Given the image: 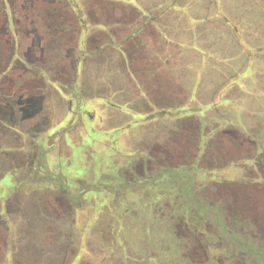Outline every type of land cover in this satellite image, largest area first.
Here are the masks:
<instances>
[{
	"label": "rangeland",
	"instance_id": "rangeland-1",
	"mask_svg": "<svg viewBox=\"0 0 264 264\" xmlns=\"http://www.w3.org/2000/svg\"><path fill=\"white\" fill-rule=\"evenodd\" d=\"M69 1L71 7L84 11L87 32L98 31L105 38L98 49L90 44L88 53L95 52L96 57L81 68L75 85L80 98L84 94L117 105L127 102L128 114L111 108L101 112L97 104L102 101L89 98L90 107L104 117L95 125L106 132L104 136L84 138L75 133L63 140L55 135L46 138L48 166L56 164L58 156L57 169L95 171L74 181V192H80L82 200H45L40 211L28 209L29 200H9L13 221L7 243L0 242V264H264V257L251 252L252 244L253 248L262 244L260 234L251 231L242 235L239 231L241 234H233L226 243L224 237L217 236L209 214L201 212L203 223L209 224L201 223L195 209L211 200L168 198L162 183L156 186L158 198L151 181L143 190L129 183L127 200H113L105 189L113 181L105 175L107 167L137 171L139 151L145 147L155 150L158 139L159 145L165 141L168 129L176 140L175 172L195 165L212 180H249L248 170L260 153L264 160V0H124L126 13L120 18L116 9L117 23H113L128 28L115 31L116 36L135 35L122 47V58L116 53L120 52L119 39H113V44L106 40L115 36L111 34L113 7L110 17L96 8V18L91 19L88 0ZM101 1L96 6L106 5V0ZM79 9L74 8L76 12ZM136 10L155 18L153 25H146L144 18L139 20L142 15H136ZM168 94L172 95L170 105L175 106L169 109L171 119L162 114L168 111ZM150 98L165 104L156 109L151 104L149 109L144 104ZM116 113L122 117L110 124L106 117H116ZM54 116L56 121L58 114ZM11 124L14 122L0 113V133L8 132ZM122 127L126 132L121 130L115 137L113 129ZM218 131L229 133L227 145L220 146L215 137ZM203 133L208 136L205 148ZM25 145L28 141H21L20 147L16 142L7 144L14 152ZM68 159L71 165L66 169ZM12 162L19 165V155ZM3 163L7 162L0 158V165ZM263 167L264 161L259 162L258 168ZM211 172L215 175H209ZM49 173L53 174L52 166ZM134 174L136 177L138 172ZM16 176L17 192L33 185L27 187L18 173ZM95 176L98 179L92 186ZM257 210L264 214V202ZM31 212L45 214V228ZM251 235H256L255 239ZM244 244L247 246L242 248Z\"/></svg>",
	"mask_w": 264,
	"mask_h": 264
},
{
	"label": "flooded vegetation",
	"instance_id": "flooded-vegetation-1",
	"mask_svg": "<svg viewBox=\"0 0 264 264\" xmlns=\"http://www.w3.org/2000/svg\"><path fill=\"white\" fill-rule=\"evenodd\" d=\"M69 2V0H0V113L7 115L14 122V125L8 126L11 128L7 129L8 132L0 133V158L7 162L0 165V183L5 181L3 190H0V242L7 243L10 223L13 221L9 200H29L31 206L28 209L35 207L39 211L45 200H82L79 198L81 193L74 192V181L79 180V175L87 173L91 175L95 171L79 172L73 169L64 171L61 167L57 169L58 156L55 151L56 164L48 166L46 163L49 151L44 142L46 138L55 135L56 138L58 136L63 140L65 137H72L75 133L84 138H91L97 134L104 136L106 132L95 129V125H100L104 117L97 114V108L90 107L91 103L87 101L89 98L94 102L96 98L102 101L101 104H97L101 112L107 108L126 112L127 102L117 105L102 97H89L90 95L84 94H82L83 98H80L78 87L76 88L75 85L80 77L81 68L88 59L91 61L96 57L95 52L88 53L91 50L90 44H94L95 49H98L105 38L100 37L101 32L98 31L88 33L87 21L82 17L84 11H80L79 6L74 5V8L79 9L76 12ZM96 2L102 1L88 0L89 10L87 8V12L91 19L96 18L94 16L96 8L98 11L104 10L106 16L110 17L112 15H109L110 8L113 7L114 20L111 23L113 27L111 29L114 31H111V34L115 36L114 38L106 37V40L113 44V39L116 41L119 39L120 42L116 45L120 48V52L116 53L121 57L123 56L122 47L126 46L135 35L131 33L125 37L116 36L115 31H124L128 28L125 25L114 24L117 23L116 9L119 17H124L125 2L124 0H106V5L102 6H96ZM113 2L118 6L111 4ZM136 12V15L139 13L142 15L139 20L144 18L146 25H153L155 18L149 17L140 10ZM95 24L99 25V22ZM142 27L143 24H141ZM143 71L144 69L141 68V74ZM166 97L168 111L162 114L171 119L169 109L175 106L169 103L172 95L168 94ZM139 99L143 104L142 95ZM146 102L144 105H148L149 109L151 104L152 109H156L161 103L156 98H150ZM161 104L165 103L162 101ZM57 110H60L59 113L56 112ZM56 113L58 117L54 121L52 117H55ZM152 115L154 112L150 114ZM115 116H108L106 119L113 124V121L119 120L122 114L116 113ZM150 119L153 118L150 117ZM167 124L170 125V122L168 121ZM123 128L125 127L113 129L117 131L115 137L126 132ZM51 130L53 132L50 133ZM172 131L167 130L166 139L162 144H157L161 142L160 139L157 140L155 150L150 151L145 147L139 151L137 171L107 167L105 175L113 178L110 185L105 186V189H109L107 195H110L113 200H127L129 183H132V187L135 186L136 189L142 187L140 190H143L144 186H148L151 181L158 198L160 194L156 186L157 183H162L163 188L166 187L169 193L168 198L179 199L181 197L184 200L207 202L211 200L212 202L207 206L199 203V207L195 209L196 214L201 216V223H203L201 212L209 214L210 219L212 217L214 220L217 236L224 237L226 243L235 233L250 235L251 231H255L261 235L262 244H258L256 248H253L252 244L251 252L264 257V214L257 210V206L259 207L260 203L264 202V167L258 168V163L264 161L263 154H259V159L251 166V170H248L250 178L247 182L212 180L211 177L206 178L208 173L202 169L198 170L195 165L184 167L182 172H175L173 167H175L177 152L175 151V135ZM202 137L205 139V143L203 142L205 148L208 144L207 133H203ZM215 137L217 140L220 139V146L227 145L231 138L227 131L220 133L218 131ZM21 141H28V145L16 152H14L15 149H11L12 146H7V144L12 145L16 142L20 147ZM199 148L202 149V145ZM70 151L73 153L71 149ZM15 155L20 157L19 165H13L12 158ZM189 156L195 157L194 154ZM182 158L183 155L180 156L179 165L183 163ZM68 161L70 163L65 161L66 169L71 165V161L69 159ZM50 166H52L53 174L49 173ZM135 172H138L136 177ZM17 173L22 177L21 179L25 180L26 185L33 184L31 187L27 185L29 190L25 188L20 192L16 191L14 184ZM209 175L215 174L211 172ZM97 179L96 177L94 183L90 184L94 186ZM172 187L175 192L169 189ZM179 190H182V193H179ZM12 193L13 196H11ZM139 200H142L141 197ZM215 206L219 208L216 209ZM207 208L210 210L209 213L206 211ZM30 215H33L40 225L46 224L45 214L31 212ZM218 219L219 226L216 225ZM244 220L246 223L243 226L237 224ZM208 224L207 221L203 223L205 226ZM191 230L196 232L192 228ZM251 237L255 239L256 235H251ZM244 246L247 245L244 244L242 248Z\"/></svg>",
	"mask_w": 264,
	"mask_h": 264
},
{
	"label": "trees",
	"instance_id": "trees-1",
	"mask_svg": "<svg viewBox=\"0 0 264 264\" xmlns=\"http://www.w3.org/2000/svg\"><path fill=\"white\" fill-rule=\"evenodd\" d=\"M216 225L219 226L220 225V221L218 219V221L216 220Z\"/></svg>",
	"mask_w": 264,
	"mask_h": 264
},
{
	"label": "crops",
	"instance_id": "crops-1",
	"mask_svg": "<svg viewBox=\"0 0 264 264\" xmlns=\"http://www.w3.org/2000/svg\"><path fill=\"white\" fill-rule=\"evenodd\" d=\"M39 225H40V223H39ZM45 226H46V225H44V226H42V225H41V228H42V227H44V228H45ZM43 231H44V230H43Z\"/></svg>",
	"mask_w": 264,
	"mask_h": 264
}]
</instances>
